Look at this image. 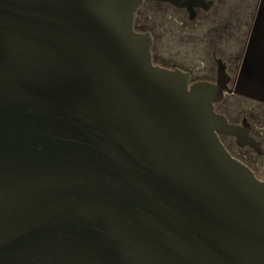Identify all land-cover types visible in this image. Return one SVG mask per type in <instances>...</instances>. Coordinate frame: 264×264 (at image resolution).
Instances as JSON below:
<instances>
[{
	"label": "water",
	"instance_id": "95a60500",
	"mask_svg": "<svg viewBox=\"0 0 264 264\" xmlns=\"http://www.w3.org/2000/svg\"><path fill=\"white\" fill-rule=\"evenodd\" d=\"M144 0H0V264H264V179L228 89L156 65ZM191 12L205 0H161ZM237 92L264 101V0Z\"/></svg>",
	"mask_w": 264,
	"mask_h": 264
},
{
	"label": "flooded vegetation",
	"instance_id": "af4514ba",
	"mask_svg": "<svg viewBox=\"0 0 264 264\" xmlns=\"http://www.w3.org/2000/svg\"><path fill=\"white\" fill-rule=\"evenodd\" d=\"M144 0L141 7L145 2ZM159 4H167L168 6L179 10L182 13V35L183 37H191L194 32L203 28L206 30L204 34L210 41L211 50L214 52L216 67L212 69V74L205 77H195L193 73L181 67L179 64L166 65L158 62L159 52L155 48L154 34L145 29V22L138 24V13L135 15L134 26L138 32H148L152 36V56L156 65L170 69H180L187 72L191 76V84L198 81H207L217 84L220 80V68L224 69L222 80H224L228 89L233 92H226L230 95H239L237 89L239 87V77L241 73L244 57L251 41L255 39L257 32V19L263 0H205L202 5L195 6L191 12L187 7H179L168 1L150 0ZM214 11V12H213ZM213 12V13H212ZM198 17L200 20L198 21ZM173 31L172 28L170 32ZM225 97L215 103V109L218 113L227 117L228 121L233 124L248 127L250 135L260 143L262 153H259L253 147L246 145L241 146L237 143L235 136L221 135V140L228 151L242 163L251 168L256 176L264 179L259 173L260 166L264 164V119L259 116H242V119H232L228 115L219 111L218 106ZM257 101H260L256 99ZM264 105V101H260Z\"/></svg>",
	"mask_w": 264,
	"mask_h": 264
},
{
	"label": "rangeland",
	"instance_id": "374dc122",
	"mask_svg": "<svg viewBox=\"0 0 264 264\" xmlns=\"http://www.w3.org/2000/svg\"><path fill=\"white\" fill-rule=\"evenodd\" d=\"M138 16V24L142 23L143 19L145 29L154 34L155 48L160 54L156 59L158 62L166 65L179 64L190 70L195 77H207L212 74L211 70L216 67V60L210 41L204 35L206 30L201 28L191 37H183L182 13L167 4L150 0L141 7ZM171 28L173 31L170 32ZM238 94H227L218 106L219 111L232 119H242L244 115L264 119V105L260 103L261 100ZM262 165L259 173L264 177V164Z\"/></svg>",
	"mask_w": 264,
	"mask_h": 264
}]
</instances>
